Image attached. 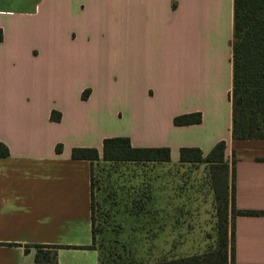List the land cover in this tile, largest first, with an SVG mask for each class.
I'll return each mask as SVG.
<instances>
[{
  "label": "crops",
  "instance_id": "1",
  "mask_svg": "<svg viewBox=\"0 0 264 264\" xmlns=\"http://www.w3.org/2000/svg\"><path fill=\"white\" fill-rule=\"evenodd\" d=\"M0 29V264H34L35 243L100 264L89 161L70 154L118 135L170 160L224 140L235 208L256 212L234 217L235 261L264 264V138L231 136L233 0H0Z\"/></svg>",
  "mask_w": 264,
  "mask_h": 264
},
{
  "label": "rangeland",
  "instance_id": "2",
  "mask_svg": "<svg viewBox=\"0 0 264 264\" xmlns=\"http://www.w3.org/2000/svg\"><path fill=\"white\" fill-rule=\"evenodd\" d=\"M92 180L93 241L100 264L150 262L213 246L208 164L99 159Z\"/></svg>",
  "mask_w": 264,
  "mask_h": 264
},
{
  "label": "trees",
  "instance_id": "3",
  "mask_svg": "<svg viewBox=\"0 0 264 264\" xmlns=\"http://www.w3.org/2000/svg\"><path fill=\"white\" fill-rule=\"evenodd\" d=\"M2 33L0 29V40ZM231 136L233 138H264V0H233L232 36ZM88 90L81 93L86 98ZM59 112L51 111L50 118L59 120ZM200 112H189L172 118L175 125L199 122ZM225 141H217L203 155L196 146H181L180 163H205L210 167L215 208V242L204 251L171 256L150 262L127 264H241L234 257V217L241 213L234 205V159L224 158ZM61 151V144L55 147ZM8 154L0 142V156ZM71 158L89 161L91 187V233L94 246V205L92 165L99 159L127 162H169L168 146H133L127 136H108L102 139L101 152L92 146H76ZM34 264H56L60 244L35 243Z\"/></svg>",
  "mask_w": 264,
  "mask_h": 264
}]
</instances>
